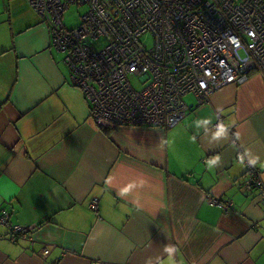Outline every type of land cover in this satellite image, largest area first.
Masks as SVG:
<instances>
[{"label": "crops", "instance_id": "obj_1", "mask_svg": "<svg viewBox=\"0 0 264 264\" xmlns=\"http://www.w3.org/2000/svg\"><path fill=\"white\" fill-rule=\"evenodd\" d=\"M51 43L29 0H0V264H169L166 248L264 264V198L246 187L264 183V72L187 103L172 130L105 129ZM9 226L32 232L13 243Z\"/></svg>", "mask_w": 264, "mask_h": 264}, {"label": "built area", "instance_id": "obj_2", "mask_svg": "<svg viewBox=\"0 0 264 264\" xmlns=\"http://www.w3.org/2000/svg\"><path fill=\"white\" fill-rule=\"evenodd\" d=\"M29 2L49 24L52 46L66 54L74 85L105 129L173 128L190 110L187 95L198 98L196 106L207 105L212 94L244 83L252 70L264 72V0ZM73 3L88 4L89 10L79 27L68 28L63 16ZM147 33L154 37L152 48L143 40ZM136 79L142 88L133 86ZM246 187L264 198V183L254 171ZM98 202L90 204L96 216ZM8 222L7 211L0 209V226ZM9 227L22 237L32 232ZM49 254L44 249L43 255Z\"/></svg>", "mask_w": 264, "mask_h": 264}, {"label": "rangeland", "instance_id": "obj_3", "mask_svg": "<svg viewBox=\"0 0 264 264\" xmlns=\"http://www.w3.org/2000/svg\"><path fill=\"white\" fill-rule=\"evenodd\" d=\"M84 1V0H81ZM89 10V5L85 4V5H81L80 3L76 4H70L69 8L65 11L64 14V23L67 25L68 28H76L79 27L82 23V16L87 13V11ZM143 40L145 41V43L148 45L149 48H152L154 46V37L151 33H147L144 37ZM58 57L61 58V63H64L63 66H66L65 63V58H66V54L64 53H60L57 54ZM133 86L136 89H140L142 88L143 84H141L137 79L133 80ZM185 101L189 104L194 102L195 104H197L198 102V98L194 95V94H190L187 95L185 97ZM184 121V120H183ZM181 123V122H180ZM173 128H171L172 130Z\"/></svg>", "mask_w": 264, "mask_h": 264}, {"label": "clouds", "instance_id": "obj_4", "mask_svg": "<svg viewBox=\"0 0 264 264\" xmlns=\"http://www.w3.org/2000/svg\"><path fill=\"white\" fill-rule=\"evenodd\" d=\"M182 122V121H181ZM178 125V124H177ZM225 127L223 125H221L216 133L217 136H220V135H224L225 134ZM255 161H252V163H254ZM132 187V185H129L125 188H123L121 190V195H125L127 194V192L129 191V189ZM166 250L169 252V264H174V262L172 261V256L171 254L175 251V249L173 248H166Z\"/></svg>", "mask_w": 264, "mask_h": 264}, {"label": "bare ground", "instance_id": "obj_5", "mask_svg": "<svg viewBox=\"0 0 264 264\" xmlns=\"http://www.w3.org/2000/svg\"><path fill=\"white\" fill-rule=\"evenodd\" d=\"M8 235L11 236V237L12 236H19V238H24V237L20 236L18 230H12V232H10Z\"/></svg>", "mask_w": 264, "mask_h": 264}, {"label": "trees", "instance_id": "obj_6", "mask_svg": "<svg viewBox=\"0 0 264 264\" xmlns=\"http://www.w3.org/2000/svg\"><path fill=\"white\" fill-rule=\"evenodd\" d=\"M166 129H169V128H166Z\"/></svg>", "mask_w": 264, "mask_h": 264}, {"label": "water", "instance_id": "obj_7", "mask_svg": "<svg viewBox=\"0 0 264 264\" xmlns=\"http://www.w3.org/2000/svg\"><path fill=\"white\" fill-rule=\"evenodd\" d=\"M12 242V241H11ZM13 243H15V242H13Z\"/></svg>", "mask_w": 264, "mask_h": 264}]
</instances>
